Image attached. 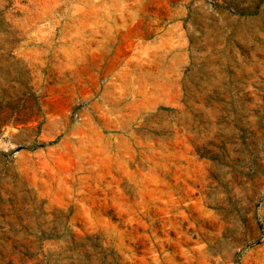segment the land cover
<instances>
[{"label": "rangeland", "instance_id": "obj_1", "mask_svg": "<svg viewBox=\"0 0 264 264\" xmlns=\"http://www.w3.org/2000/svg\"><path fill=\"white\" fill-rule=\"evenodd\" d=\"M0 264H264V0H0Z\"/></svg>", "mask_w": 264, "mask_h": 264}]
</instances>
